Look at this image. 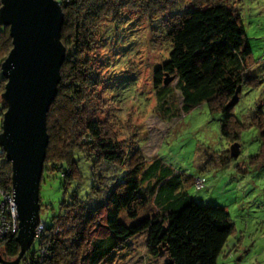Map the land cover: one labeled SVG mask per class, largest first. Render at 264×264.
Listing matches in <instances>:
<instances>
[{
    "label": "trees",
    "instance_id": "obj_1",
    "mask_svg": "<svg viewBox=\"0 0 264 264\" xmlns=\"http://www.w3.org/2000/svg\"><path fill=\"white\" fill-rule=\"evenodd\" d=\"M58 1L65 15L62 41L67 57L57 97L47 115L49 145L43 177L45 172L59 171L65 189L73 182L78 188L84 179L79 161L84 160L90 163L94 182L86 198L75 191L63 199L59 214L53 216L50 226L44 222L37 245L21 263L103 264L122 245L147 232L148 247L154 252L165 251L166 264H219L235 231L230 212L220 205L197 203L190 195L187 186L205 187L204 176H189L159 156L147 163L145 159L134 161L125 153L100 117L102 110L96 100L101 95L93 89L97 72L89 55L98 38H113L128 18L131 23L144 18L155 22L156 35L165 37L169 45L166 59L154 71L159 110L167 109L169 120L179 115V108L171 106L172 88L168 86L172 79H178L182 113L207 103L211 110L223 114V137L239 146L244 130H259V148L248 158L254 164H264L263 107L255 108L249 124L234 113L236 105L229 107L240 86L239 100L244 86L261 83L258 76H248L252 48L233 5L236 0ZM162 18L165 22L159 24ZM119 38L118 42H123V35ZM12 47L9 29L0 26V67ZM5 85L1 77L0 130L6 111L1 98ZM0 157L1 205V192L12 190V167L2 150ZM199 178L204 179L202 187L198 186ZM135 186L137 197L153 203L159 213L157 218L128 225L120 217V198ZM0 245L3 256L9 260L18 257L21 249L16 235H8Z\"/></svg>",
    "mask_w": 264,
    "mask_h": 264
},
{
    "label": "rangeland",
    "instance_id": "obj_2",
    "mask_svg": "<svg viewBox=\"0 0 264 264\" xmlns=\"http://www.w3.org/2000/svg\"><path fill=\"white\" fill-rule=\"evenodd\" d=\"M233 5L245 24L252 48L253 63L248 76H258L261 80L258 86H244L241 99L234 107V113L249 124L255 108L264 109V0H243V3L236 0ZM131 21L128 18L122 28L117 27L118 34L113 33V38L105 41L98 38V45L89 55L90 64L97 72L93 89L101 95L96 100L102 110L101 119L134 161L145 159L152 163L159 156L189 176L205 177V187L187 186L190 195L197 203L226 207L235 224L219 264H264V164H254L248 158L259 148V130L253 127L244 130L242 145L238 148L241 156L234 158L232 146L236 143L228 142L222 135L223 114L211 110L207 103L182 113L183 98L176 78L168 86L172 88L171 106L179 108V115L169 120L167 109L159 110L158 92L154 87V71L168 55V42L156 35L155 22L145 18ZM162 22L164 18L159 24ZM119 34L123 35V42H118ZM89 164L79 161L84 179L78 188L73 182L65 189L59 171L45 172L40 190L42 222L50 226L53 216L59 214L63 199L75 191L80 197H87L94 182ZM136 191L135 186L120 198V217L128 225L147 217L157 218L159 213L153 203L139 199ZM3 207L1 204V217L5 216ZM44 230L43 224L39 235ZM9 233L0 226V243ZM0 252L3 255L2 245ZM167 261L165 251L154 252L148 247L147 232H143L122 245L103 264H166Z\"/></svg>",
    "mask_w": 264,
    "mask_h": 264
},
{
    "label": "water",
    "instance_id": "obj_3",
    "mask_svg": "<svg viewBox=\"0 0 264 264\" xmlns=\"http://www.w3.org/2000/svg\"><path fill=\"white\" fill-rule=\"evenodd\" d=\"M65 15L58 0H1L0 26L9 29L13 47L0 71L6 80L1 95L6 111L0 130V149L12 167V191L19 219L16 259L0 264H21L33 247L41 220V182L49 134L47 115L62 81L67 57L62 41ZM238 88L229 107L239 102ZM239 144L232 154H240Z\"/></svg>",
    "mask_w": 264,
    "mask_h": 264
},
{
    "label": "built area",
    "instance_id": "obj_4",
    "mask_svg": "<svg viewBox=\"0 0 264 264\" xmlns=\"http://www.w3.org/2000/svg\"><path fill=\"white\" fill-rule=\"evenodd\" d=\"M198 186L202 187L204 185V179L199 178L198 179ZM1 194L4 196L2 204H4V207L2 209V212L5 214V216L1 217L0 215V226L2 227V230H7L10 232L9 234H17L19 230V219L17 216V211L14 205V197H13V191H3ZM10 200V202H9ZM8 217V221H6ZM10 228H12V231H10ZM43 224L40 225L38 229V234L42 231Z\"/></svg>",
    "mask_w": 264,
    "mask_h": 264
},
{
    "label": "clouds",
    "instance_id": "obj_5",
    "mask_svg": "<svg viewBox=\"0 0 264 264\" xmlns=\"http://www.w3.org/2000/svg\"><path fill=\"white\" fill-rule=\"evenodd\" d=\"M42 224H44V222H42ZM17 234H18V232H17ZM17 234H15V235H17ZM37 239V238H36Z\"/></svg>",
    "mask_w": 264,
    "mask_h": 264
}]
</instances>
